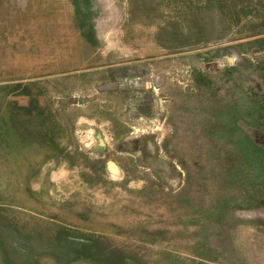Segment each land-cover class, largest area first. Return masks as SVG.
<instances>
[{
    "label": "rangeland",
    "instance_id": "1",
    "mask_svg": "<svg viewBox=\"0 0 264 264\" xmlns=\"http://www.w3.org/2000/svg\"><path fill=\"white\" fill-rule=\"evenodd\" d=\"M0 264H264V0H0Z\"/></svg>",
    "mask_w": 264,
    "mask_h": 264
}]
</instances>
